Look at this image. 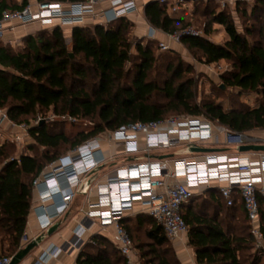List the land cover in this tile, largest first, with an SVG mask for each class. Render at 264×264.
<instances>
[{
	"label": "trees",
	"instance_id": "obj_1",
	"mask_svg": "<svg viewBox=\"0 0 264 264\" xmlns=\"http://www.w3.org/2000/svg\"><path fill=\"white\" fill-rule=\"evenodd\" d=\"M201 1L206 5L215 2H197ZM26 3L0 2V9L22 8ZM167 5L168 1L150 0L144 14L150 26L173 33L187 23L183 15L168 13ZM235 7L243 18V31L237 29L227 10H211V21L203 26L204 36L184 35L180 42L186 49L200 53L205 63L229 62L231 69L220 75L222 89L257 92L261 99L254 107L235 103L224 108L221 102L208 98L195 103L194 82L184 77L191 65L180 61L173 53L178 52L175 49L155 55L153 47L158 49V41L133 36V23L126 16L107 25H74L69 42L60 26L24 35L21 48L0 40V109L12 122L28 123L50 109L58 115L95 120L89 131H78L72 137L62 129L55 130L63 121L30 127L33 142L26 146L30 154H14L17 145L13 142L0 144V255L11 256L19 250L32 204V180L64 154L60 150L63 146L68 152L106 130L135 121L163 120L174 116L172 113L176 117H204L242 133L264 130V0H254L249 8L245 0H235ZM211 23L223 27L224 42L214 43L207 38ZM160 58L165 63L161 64ZM156 95H162L164 103L154 102ZM201 195L205 210L195 207L199 195L182 207L188 245L196 263L262 264L263 250L247 253L253 241L240 198L234 195L233 203L227 205L216 188ZM258 200L264 233V198L258 196ZM120 223L132 237L143 264H181L172 242L152 217L137 213L122 217ZM75 262L126 264L112 241L100 233L89 237Z\"/></svg>",
	"mask_w": 264,
	"mask_h": 264
},
{
	"label": "built area",
	"instance_id": "obj_2",
	"mask_svg": "<svg viewBox=\"0 0 264 264\" xmlns=\"http://www.w3.org/2000/svg\"><path fill=\"white\" fill-rule=\"evenodd\" d=\"M105 0H84L73 3L38 1L27 3L22 8L0 9V40L12 46L21 45L14 36L19 27L35 23L43 27L62 28L79 25L86 17L107 25L138 9L135 0H107L108 6L97 10L98 3ZM163 3L167 0H157ZM223 1V0H220ZM188 3L178 0L179 4ZM175 10V8H174ZM154 31L156 28L150 26ZM184 35L204 36L203 31L186 27L167 33L170 41L181 43ZM152 38V35H148ZM160 51L173 49L169 43L158 41ZM55 119L76 121L70 115H58L51 109L37 114L28 123L15 124L5 110L0 109V144L15 143L21 152L29 153L26 146L33 142L28 129L42 122ZM165 125V126H164ZM164 126V127H162ZM226 140L233 143L234 151H218L193 158L180 157L166 162L161 159L130 161L116 167L104 183L97 185L96 199L89 203L90 209L82 212L71 235L58 245H51L38 256L34 264H49L61 255L79 252L90 237L91 228L111 226L112 243L124 257L126 264H143L134 247L133 239L121 225L124 214L139 204L144 213L161 226L166 237L174 242L187 233L182 217V207L202 188H216L227 205L237 195L243 205L249 223L253 245L264 251V233L261 228L258 196L264 198V151L240 152V145L262 144L264 136L242 133L219 126L204 117H168L158 121H135L119 126L110 134V140L122 144V151L132 155L141 148L168 149L183 143L189 153L192 146H201L206 141ZM228 149V148H227ZM18 157V156H17ZM101 142L93 137L74 147L46 166L32 180L34 211L39 237L47 233L54 222L61 220L70 203L92 171L105 163ZM12 160V158H11ZM62 186L59 197L54 193ZM56 206H53L54 202ZM38 235L29 237L24 232L19 249L36 241ZM12 256L0 255V264H9Z\"/></svg>",
	"mask_w": 264,
	"mask_h": 264
},
{
	"label": "rangeland",
	"instance_id": "obj_3",
	"mask_svg": "<svg viewBox=\"0 0 264 264\" xmlns=\"http://www.w3.org/2000/svg\"><path fill=\"white\" fill-rule=\"evenodd\" d=\"M36 0H30L31 3H35ZM167 11L168 13L176 14V15H183V18L185 19V23H187L183 27H179L177 30H181L186 27H192L196 31H203V26L207 22L211 21V14L210 11H218V10H227L231 13L235 25L239 31H243V18L241 17L240 13L236 11L235 7V0H223V1H215L212 4L206 5L205 2H197V1H187L186 4H178V0H167ZM3 4L7 5H15L20 4L22 0H0ZM254 0H245V6L249 8L253 4ZM175 8V10H174ZM204 9H207V13L203 14ZM198 10V11H196ZM251 23L248 22L247 24ZM35 27H39L40 29H50L51 27H43L38 23L34 24ZM211 31L207 35L211 37L212 39L220 40V43L225 41V33L223 32L224 29L221 25L217 23H211ZM37 31V30H36ZM34 31L33 33H35ZM17 35H22V33H19ZM19 39V37H16ZM21 39V38H20ZM145 42V40H144ZM143 42V43H144ZM22 41L21 45L15 46L16 48L22 47ZM183 47V46H182ZM153 51L155 55H158L160 52L159 49L156 48V45L153 47ZM179 52H173L175 56H178L179 60L183 63L191 65L192 69L190 72H186L184 75L185 78H191L194 82L193 90L195 92V103H200L203 99H212L216 102H221L224 106V108H228L231 105L243 103L250 107H254L258 104L259 100L261 99V96L257 92H240L237 88H227L224 87L222 89L221 85V78L220 75L231 69V66L229 62L221 60L220 62H214V63H205L203 58H201V54L198 53L195 50H188L185 47L180 48L178 50ZM165 53V52H164ZM160 63H165V60L160 58ZM177 64V62L175 63ZM155 72H153V75L155 76ZM159 80V77L157 78ZM161 80V79H160ZM153 101L161 104L164 103L165 99L162 95H159L153 98ZM44 112H42L43 114ZM175 117L177 114L172 113ZM169 116V117H174ZM32 120V119H31ZM30 120V121H31ZM54 121H63L60 119H55ZM93 121H90L88 119H77L74 122H70L67 120H64L63 122L59 123L55 130L62 129L63 133L69 137L74 136L78 131H89L94 123ZM165 126V125H164ZM162 126V127H164ZM165 128V127H164ZM112 131L106 130L100 134H98L96 137L100 140V142H105L107 140H110V134ZM248 133L254 134V135H262L264 136V130L263 129H255L252 131H249ZM233 143L226 142V140H221V138L218 141H206L204 142L201 147H209V148H217V149H223L228 148V151H234L235 149L231 146ZM65 146L61 147V152H64V154L67 153V151H63ZM72 149V148H71ZM69 149L68 151H70ZM21 151V148L18 146H15L14 154H18ZM190 152L187 153V147L185 144H174L168 149H151L146 150L144 148H141L140 151L136 154L128 155L125 154L122 149L117 151H111L110 155L106 156L105 163L109 167V172L112 171L114 168L119 167L121 165H125L129 163L130 161H145V160H152V159H161L166 162H169L171 159L180 158V157H187V158H193L196 156H201L204 154H214L215 152H208V153H200V152H192L191 149ZM256 152V151H255ZM62 154V155H64ZM209 188H202L198 191L199 196L197 203L195 204V207L198 209H204L206 208V203L203 202L202 195L206 190ZM84 195L85 193H77L74 201H73V213H77L79 210V207L83 204L84 201ZM33 200V198H32ZM132 213V211H129ZM71 221L70 218L64 220L60 226V228H64L66 224H68ZM245 228L246 223H244ZM95 226L91 228L93 230ZM246 233H248V228L245 229ZM113 235V234H112ZM252 248L247 253H253L254 250L257 249L253 243ZM5 255L6 253H2ZM262 264H264V256L262 258Z\"/></svg>",
	"mask_w": 264,
	"mask_h": 264
},
{
	"label": "crops",
	"instance_id": "obj_4",
	"mask_svg": "<svg viewBox=\"0 0 264 264\" xmlns=\"http://www.w3.org/2000/svg\"><path fill=\"white\" fill-rule=\"evenodd\" d=\"M138 4V9L134 12L129 13L126 18L129 19L133 23L132 28V35L137 38H145V39H153L157 41H163L169 43V45L175 49L179 50L182 47L181 43H174L170 41V39L167 36V33L155 29L154 31L150 28V24L148 23L145 14H144V6L147 2L150 0H135ZM108 6V1L105 0L101 3H98L96 5L97 10L104 9ZM96 20L92 19L91 17H86L83 22L79 25H93L96 24ZM39 27H35L34 24L27 25L23 27H19L15 33V37H23L27 34H32L34 31L39 30ZM71 27H65L64 28V35L66 40L69 42L71 38ZM224 32V31H223ZM19 33H22V35H17ZM151 34L152 38H149L148 35ZM225 39H226V35ZM207 38L214 42V43H220V40L212 39L211 37L207 36ZM179 52V51H178ZM220 62V61H218ZM122 149V144L118 141L113 140H107L105 142L101 143V150H102V156L106 158V156L110 155L111 151H117ZM220 151H228L227 147L223 148ZM231 152V151H230ZM115 169V168H114ZM113 169V170H114ZM109 167L106 165V163L101 164L98 166L97 170L94 172L95 178L89 189L85 192L84 195V201L83 204L79 207V210L77 213H73V200L70 203L69 209L64 213L61 220H58L54 222L52 227L45 233L42 237H39V228L37 225V221L35 218V213L30 209L28 214V219L25 227V233L28 234L29 237H35L38 235L37 239H39L37 246L18 264H34L35 261L38 259V256L50 247L51 245H58L63 240L67 239L71 233L73 227L78 222L79 218L82 215V212L89 210L90 206L89 203L95 201L96 199V192H97V185L100 183H104L106 180V177L113 171H108ZM207 188H213V187H207ZM199 195V193H196L194 196ZM76 196V195H75ZM131 212H126L123 217H131L136 215L137 213H144L142 210V207L137 204L134 206V208ZM70 218L71 221L66 224L64 228H60L62 222L66 219ZM95 233H100L111 240L112 234H113V228L111 226L108 227H100L99 225H96L93 230L89 233L90 236ZM172 247L175 251V254L180 261L181 264H197L195 260V254L193 249L188 245V238L187 233H183L180 235L178 239H176L174 242H172ZM137 251V250H136ZM78 252H74L70 255H61L60 257L53 259L49 262V264H76L75 259Z\"/></svg>",
	"mask_w": 264,
	"mask_h": 264
},
{
	"label": "water",
	"instance_id": "obj_5",
	"mask_svg": "<svg viewBox=\"0 0 264 264\" xmlns=\"http://www.w3.org/2000/svg\"><path fill=\"white\" fill-rule=\"evenodd\" d=\"M186 1L194 2V1H198V0H186ZM203 1H220V0H203ZM70 56L72 57V55H70ZM220 150L221 149L209 148V147H201V146H196V145L191 147V151L192 152H200V153L218 152ZM238 150L240 152L264 151V145H262V144H249V145H247V144H245V145H240ZM96 170H97V168L92 171L90 177L84 182L82 187L79 189V193H85L89 189V187L91 186V184L94 181V178H95L94 172ZM38 240L39 239H37L36 241H31L24 248L19 249L12 256L11 262L9 264H18V263H20V261H22L37 246V244L39 242Z\"/></svg>",
	"mask_w": 264,
	"mask_h": 264
},
{
	"label": "clouds",
	"instance_id": "obj_6",
	"mask_svg": "<svg viewBox=\"0 0 264 264\" xmlns=\"http://www.w3.org/2000/svg\"><path fill=\"white\" fill-rule=\"evenodd\" d=\"M61 192H62V186L60 185V184H58V186H57V190H56V192L54 193V195L57 197H59V195L61 194ZM56 204H57V202L55 201L54 203H53V206H56Z\"/></svg>",
	"mask_w": 264,
	"mask_h": 264
}]
</instances>
